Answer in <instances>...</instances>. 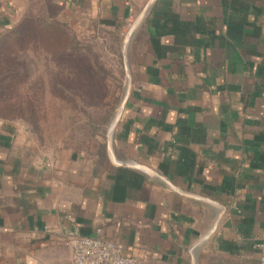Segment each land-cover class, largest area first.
<instances>
[{
  "label": "crops",
  "instance_id": "obj_1",
  "mask_svg": "<svg viewBox=\"0 0 264 264\" xmlns=\"http://www.w3.org/2000/svg\"><path fill=\"white\" fill-rule=\"evenodd\" d=\"M35 1L0 0V34ZM43 1L127 31L129 83L101 151L45 155L0 120V264H73L75 230L143 264H260L264 0Z\"/></svg>",
  "mask_w": 264,
  "mask_h": 264
},
{
  "label": "rangeland",
  "instance_id": "obj_2",
  "mask_svg": "<svg viewBox=\"0 0 264 264\" xmlns=\"http://www.w3.org/2000/svg\"><path fill=\"white\" fill-rule=\"evenodd\" d=\"M35 6V17L53 12L43 0ZM37 22L0 34V120L16 123L45 155L97 151L128 89L127 31L47 33Z\"/></svg>",
  "mask_w": 264,
  "mask_h": 264
},
{
  "label": "built area",
  "instance_id": "obj_3",
  "mask_svg": "<svg viewBox=\"0 0 264 264\" xmlns=\"http://www.w3.org/2000/svg\"><path fill=\"white\" fill-rule=\"evenodd\" d=\"M64 244L71 251L73 264H143L126 255L120 245L105 240L100 230L93 236H82L75 230L66 236ZM257 247L264 249V242ZM260 264H264V256Z\"/></svg>",
  "mask_w": 264,
  "mask_h": 264
},
{
  "label": "trees",
  "instance_id": "obj_4",
  "mask_svg": "<svg viewBox=\"0 0 264 264\" xmlns=\"http://www.w3.org/2000/svg\"><path fill=\"white\" fill-rule=\"evenodd\" d=\"M38 0L35 1L34 3H32L29 8L24 12L23 16L21 17V19L18 21L17 24H19L21 21L26 19V23H28L30 20H36L37 22V27L43 31V32H47V33H54L56 32L54 29V27H58L60 29H68V27L63 24L62 22H60L57 19V12L58 10L56 9L55 5L50 4L53 7V12L49 13L48 16H44V17H35V15L33 14L34 12V8L36 7L35 5L37 4ZM47 3V2H46ZM45 15V14H43ZM9 30V29H8ZM57 33V32H56ZM55 33V34H56ZM106 143H102L100 145V147L98 148L99 151L105 149Z\"/></svg>",
  "mask_w": 264,
  "mask_h": 264
},
{
  "label": "water",
  "instance_id": "obj_5",
  "mask_svg": "<svg viewBox=\"0 0 264 264\" xmlns=\"http://www.w3.org/2000/svg\"><path fill=\"white\" fill-rule=\"evenodd\" d=\"M123 105H124V100H123V102H122V104H121V106H120V111H119V114L117 115V117H116V119H115V121H114V123H113V125H112V127L115 125V123L117 122V120H118V118H119V116H120V114H121V111H122V109H123ZM112 127H111V130H112ZM122 166H126V165H122ZM144 170H147V169H145L144 167H142Z\"/></svg>",
  "mask_w": 264,
  "mask_h": 264
}]
</instances>
